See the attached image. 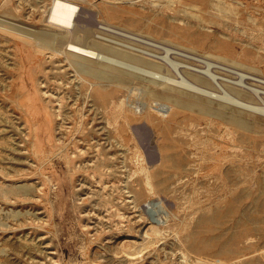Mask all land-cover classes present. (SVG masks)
I'll return each instance as SVG.
<instances>
[{"label": "rangeland", "instance_id": "obj_1", "mask_svg": "<svg viewBox=\"0 0 264 264\" xmlns=\"http://www.w3.org/2000/svg\"><path fill=\"white\" fill-rule=\"evenodd\" d=\"M51 1L0 0V264H264V0H76L156 78L201 72L162 113L144 61L43 43Z\"/></svg>", "mask_w": 264, "mask_h": 264}, {"label": "bare ground", "instance_id": "obj_2", "mask_svg": "<svg viewBox=\"0 0 264 264\" xmlns=\"http://www.w3.org/2000/svg\"><path fill=\"white\" fill-rule=\"evenodd\" d=\"M226 6H227V4H226ZM227 8H228V6H227ZM229 9H230V7H229ZM86 12L88 14H85ZM47 15H48V21H50L52 23H56L57 25L63 26L64 31L62 29H60L63 31V33H61V35H60V33L58 34L57 32H59V31H57L56 33L58 35H56V33L53 34L54 36H53V39L50 38L51 40L47 39L46 36L43 35V37H41L42 41L45 44H50V43L51 44L56 43V45L58 44L61 48L58 49V47H55V49L63 53L65 59L67 60V62L70 65L73 66V69L75 71H81V72L90 74L91 76L96 77L97 80H101L104 77L106 78V77H110L111 75L117 74L118 71L117 72L115 71L116 74H114V70H117V69H115V67L108 66L106 64V63L112 64V60L123 61L125 63H128L129 66L133 63L132 61H138V62H139V60L141 62L144 61L147 64V66L150 68V69H147L146 68L147 66H146L145 70L151 74V75L148 74L149 78L145 79V82L142 85L145 94L151 98L165 99V100L170 101L169 105L166 106V104H164L161 101L152 100V101L160 103V105L156 109L159 110L161 113L165 109L172 108V106H173L172 104H177V103L186 104V103H188V101H186L180 97L182 94L186 93L183 90V88H181V86L186 87V88H190V89H195V90L200 91L202 93L205 92V93H208L210 95H213L212 90H208L207 88H204L202 86L203 85L202 83L195 80L199 76L200 77L202 76L201 72L196 68H194L192 71H189V74H191V77L190 76H181L180 78L174 79V78L167 77L165 75H161L159 78H156L154 76V73L156 72L154 69L157 66V63L155 61L145 60L146 58L145 59L139 58L140 56L137 57V55H132V54H130V51H128L126 49H123L120 47H115L110 43L103 42L100 40H96L94 38L92 30L89 28L90 26L88 27L85 23L82 24L80 22L81 23L80 24L78 22L80 19H83L84 21H87L88 19L90 20V18H88V17L89 16L94 17V15H95L94 11L87 9L84 5L79 4L76 0H52L51 4H50V9H49V12ZM107 17H108V15H107ZM109 17H111V14ZM56 24H55V26H56ZM90 41H92L94 43V45L90 44L89 43ZM117 57H119V58H117ZM92 58H95V60H101V61L103 60V62H106V63L95 62L94 59H92ZM125 60H127L128 62ZM129 61L132 63L130 64ZM123 62H122V64L121 63L120 64L123 65ZM141 62H139V63H141ZM117 64H118V66L120 65L119 63H117ZM141 65H140V67H141ZM124 66L125 65H123V67ZM137 67H139V66H137ZM143 67H141V68H143ZM140 71L142 72L143 70L141 69ZM144 73L145 72H143V74ZM129 76H130V73L128 71H126L123 75L122 74L116 75L117 78H114V80L116 82H118L119 84L120 83L122 84L124 81L128 80ZM221 95H223V94H221ZM223 96H225V95H223ZM227 96H228V94H227ZM233 98L234 97H232V99ZM229 99H231V98H229ZM237 99H239V98H237ZM235 101H237V100L235 99ZM238 101H240V100H238ZM188 104L190 106L192 103L189 102ZM249 105L250 104H248V106ZM150 108H151V103L148 102L147 103V109H150ZM154 155H155V152H154ZM175 162H178V161L176 160ZM263 189H264V187H263ZM239 196H240V194L238 195V197ZM231 202H232V200H231ZM234 202H235V200H234ZM228 203H230V202H228ZM238 204H239V202H238ZM224 208L226 209V207H224ZM227 209H229V208H227ZM224 212H225V210H224ZM227 212H228V210H227ZM204 218H203V220H204ZM242 219L244 220V218H242ZM152 225L155 227L156 226L158 227V225H155L154 223ZM148 234H150V236H151L152 234H154V232L151 231ZM216 235H218V234H216ZM224 240L228 241L225 238H224ZM228 249H230V248H228ZM217 250H220V249H217Z\"/></svg>", "mask_w": 264, "mask_h": 264}]
</instances>
